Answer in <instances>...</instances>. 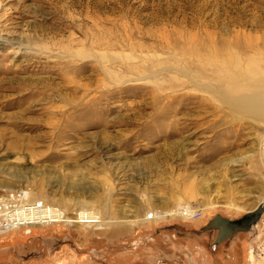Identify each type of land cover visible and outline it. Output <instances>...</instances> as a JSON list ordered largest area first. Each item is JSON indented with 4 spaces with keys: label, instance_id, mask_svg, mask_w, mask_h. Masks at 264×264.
I'll return each mask as SVG.
<instances>
[{
    "label": "rangeland",
    "instance_id": "374dc122",
    "mask_svg": "<svg viewBox=\"0 0 264 264\" xmlns=\"http://www.w3.org/2000/svg\"><path fill=\"white\" fill-rule=\"evenodd\" d=\"M263 95L264 0H0V264H264Z\"/></svg>",
    "mask_w": 264,
    "mask_h": 264
},
{
    "label": "built area",
    "instance_id": "2783aa9c",
    "mask_svg": "<svg viewBox=\"0 0 264 264\" xmlns=\"http://www.w3.org/2000/svg\"><path fill=\"white\" fill-rule=\"evenodd\" d=\"M27 197L25 190L0 194V235L17 229L29 234L33 228L65 221L66 216L59 206Z\"/></svg>",
    "mask_w": 264,
    "mask_h": 264
},
{
    "label": "bare ground",
    "instance_id": "6f19581e",
    "mask_svg": "<svg viewBox=\"0 0 264 264\" xmlns=\"http://www.w3.org/2000/svg\"><path fill=\"white\" fill-rule=\"evenodd\" d=\"M255 96H256V94H255ZM244 99H242L244 101V102L242 101L243 103H239L238 101H231L230 102L232 110H234L233 112H235L236 114H241V115H249V114H253L255 112V115L258 117V119L264 121V97L260 100H258L259 98H257L256 100H253L251 98L245 99V100ZM192 213H194V211H191V210L183 211V214H185L187 216H190V214H192Z\"/></svg>",
    "mask_w": 264,
    "mask_h": 264
},
{
    "label": "water",
    "instance_id": "95a60500",
    "mask_svg": "<svg viewBox=\"0 0 264 264\" xmlns=\"http://www.w3.org/2000/svg\"><path fill=\"white\" fill-rule=\"evenodd\" d=\"M264 212V206H259L257 209L249 212L246 215V218L240 221V224L234 227V230L239 229H250L254 225H256ZM223 234H221L218 238V241L222 240Z\"/></svg>",
    "mask_w": 264,
    "mask_h": 264
},
{
    "label": "flooded vegetation",
    "instance_id": "af4514ba",
    "mask_svg": "<svg viewBox=\"0 0 264 264\" xmlns=\"http://www.w3.org/2000/svg\"><path fill=\"white\" fill-rule=\"evenodd\" d=\"M244 218H246V215H245V217ZM244 218H242V219H239V220H237V221H232V222H229L227 225L230 227V228H232L233 230H234V227L235 226H237L238 224H240V221L241 220H243ZM213 226V228L214 227H216V225H212ZM220 228H221V230H222V228H223V230H222V232L225 230V226L223 227L222 225L220 226V225H218ZM222 234V233H221ZM224 234V233H223ZM228 234L226 233V234H224V236H227ZM220 236V235H219ZM223 238V237H222Z\"/></svg>",
    "mask_w": 264,
    "mask_h": 264
}]
</instances>
